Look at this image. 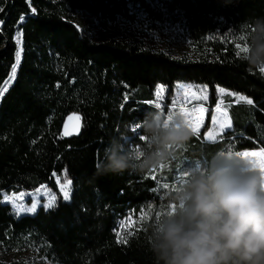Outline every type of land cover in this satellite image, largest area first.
Returning a JSON list of instances; mask_svg holds the SVG:
<instances>
[{
	"label": "trees",
	"instance_id": "1",
	"mask_svg": "<svg viewBox=\"0 0 264 264\" xmlns=\"http://www.w3.org/2000/svg\"><path fill=\"white\" fill-rule=\"evenodd\" d=\"M7 1L0 17V50L6 47L0 51V264H31L25 257L31 250L54 264H156L148 241L157 216L122 242L119 220L148 205L166 207L163 185L180 170L206 166L217 155L264 151V67L245 60L249 26L264 18V0ZM142 14L160 27H183L195 55L175 58L125 34L123 23L137 24ZM93 27L121 35L96 40ZM180 83L209 89L201 132H191L161 170L99 175L106 147L129 155L148 150L144 129L135 127L159 114L150 105L159 86L170 100ZM218 88L234 95L225 96L232 125L208 142ZM74 113L81 130L63 137ZM56 178L72 181L70 202ZM42 186L54 194L51 209L18 216L4 202V194ZM12 253L24 257L3 259Z\"/></svg>",
	"mask_w": 264,
	"mask_h": 264
},
{
	"label": "clouds",
	"instance_id": "2",
	"mask_svg": "<svg viewBox=\"0 0 264 264\" xmlns=\"http://www.w3.org/2000/svg\"><path fill=\"white\" fill-rule=\"evenodd\" d=\"M245 60L264 67V18L249 26ZM147 151L121 153L106 147L99 175L166 167L192 136L182 116L165 122L145 117ZM149 247L156 264H264V173L245 163L214 156L190 169L152 226Z\"/></svg>",
	"mask_w": 264,
	"mask_h": 264
},
{
	"label": "rangeland",
	"instance_id": "3",
	"mask_svg": "<svg viewBox=\"0 0 264 264\" xmlns=\"http://www.w3.org/2000/svg\"><path fill=\"white\" fill-rule=\"evenodd\" d=\"M137 24H125V34H130L131 37L137 38L138 40L145 43L147 48H151L155 51L163 50L167 54L175 58H184L189 56H194V46L188 39L185 30L181 26L175 25H163L160 27L158 22L154 21L153 18L147 15L139 16ZM157 24L159 26H157ZM91 33L96 40H103L114 35H121V32L111 31L105 32L100 28L93 27ZM183 85L184 87H179ZM162 89V91H161ZM223 90V91H221ZM217 92L220 96L218 106L216 107L212 123L209 131L205 134V140L210 142V140H216L228 127H231V119L229 116V104L226 103L225 96L231 95L233 93L228 92L222 88H218ZM192 93H196L193 96ZM207 97V99H198L197 97ZM237 100H244L242 96H236ZM209 101V89L205 85L187 84L180 83L176 85L174 97L167 100V89L163 86H159L156 90L155 99L150 103L151 106L159 110L158 116L165 122L171 121L177 115L182 116L187 126L190 128L192 133L199 134L203 129L206 122L207 115V105ZM200 105L203 108V114L199 112H193L194 106ZM200 116L199 122H197L196 117ZM81 116L79 114H71L64 122L62 129L63 137H70L77 135L81 130ZM142 126L135 127V130H139ZM144 129V128H143ZM137 133V131H136ZM249 151V150H247ZM256 151V150H253ZM263 151V150H261ZM244 152V151H243ZM243 152L237 154L225 155V158L238 163H245L250 165L253 169H258L261 173H264L257 164H253L249 159L245 158ZM168 166V165H167ZM166 166V167H167ZM165 167L158 168L159 170ZM196 168V167H195ZM193 169V168H192ZM190 170V169H189ZM180 170L179 174L176 176V180L171 185H163L165 191L163 192L164 205H148L139 210H131L129 213L122 217L117 225L116 234L119 241H124L127 236L132 234V232L139 226L143 221L148 219L152 214L157 217L167 210V205L170 201V197L174 192V189L180 185L183 179L186 178L188 171ZM58 182L59 189L63 194H68V199H64L66 202H70L72 193V184L65 187V184L60 183L59 179L56 178ZM52 197L54 194L48 190L45 186H42L35 192L31 193H12L4 194V202L10 204L11 207L16 211L18 216L23 215H35L41 207L46 210L47 204H55ZM33 205H36V211H28ZM3 259L10 261L16 257H24L23 254L12 253L10 255L2 254ZM28 257L31 264H54L52 261L45 257L40 256L38 252H33L32 250L25 254Z\"/></svg>",
	"mask_w": 264,
	"mask_h": 264
},
{
	"label": "snow or ice",
	"instance_id": "4",
	"mask_svg": "<svg viewBox=\"0 0 264 264\" xmlns=\"http://www.w3.org/2000/svg\"><path fill=\"white\" fill-rule=\"evenodd\" d=\"M3 9L0 8V12H2ZM162 11H166L164 9H162ZM142 15H146V14H142ZM23 19V18H22ZM3 24V21H0V25ZM239 47V46H238ZM240 51H247L246 47L244 46L243 48L240 49ZM19 57H20V53L17 52L16 53V59H17V63H19ZM259 71L261 73H264V68H260ZM15 75V68H13V76ZM5 85H7V82H5ZM179 87L183 88L184 86L183 85H180ZM3 91H7V87L5 86V88L3 89ZM162 91V89H161ZM223 91V90H221ZM193 96H196V93H192ZM198 99H207V97H197ZM247 103L251 104L252 101L251 100H248ZM193 112H199L202 116L203 114V108L202 106L200 105H196L193 107L192 109ZM199 119H200V116L196 117V120L197 122H199ZM243 155L245 156V158L249 159V161L253 164H257L260 169L262 171H264V151H244L243 152ZM154 178V177H153ZM72 184V181L71 180H68L65 184V187H68ZM53 201L55 200V197H52ZM64 199H68V194L65 193L64 194ZM46 207L48 209H51L53 207V204L52 203H49L46 205ZM28 211H36V205H33L31 208L28 209ZM118 242H122V241H118Z\"/></svg>",
	"mask_w": 264,
	"mask_h": 264
},
{
	"label": "water",
	"instance_id": "5",
	"mask_svg": "<svg viewBox=\"0 0 264 264\" xmlns=\"http://www.w3.org/2000/svg\"><path fill=\"white\" fill-rule=\"evenodd\" d=\"M7 1V0H6ZM8 5H9V2L7 1V3H6V7L3 9V11L0 13V17L4 14V12L7 10V8H8ZM6 49V47H4V48H2L0 51H3V50H5ZM1 53V52H0Z\"/></svg>",
	"mask_w": 264,
	"mask_h": 264
},
{
	"label": "crops",
	"instance_id": "6",
	"mask_svg": "<svg viewBox=\"0 0 264 264\" xmlns=\"http://www.w3.org/2000/svg\"><path fill=\"white\" fill-rule=\"evenodd\" d=\"M230 127H228L227 129H229ZM224 133V132H223ZM211 142H213L214 140H210ZM256 151H261V150H256Z\"/></svg>",
	"mask_w": 264,
	"mask_h": 264
}]
</instances>
